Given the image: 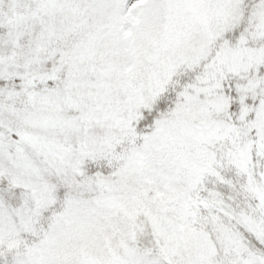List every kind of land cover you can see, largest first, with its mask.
I'll use <instances>...</instances> for the list:
<instances>
[{
    "label": "snow or ice",
    "instance_id": "6c2138e0",
    "mask_svg": "<svg viewBox=\"0 0 264 264\" xmlns=\"http://www.w3.org/2000/svg\"><path fill=\"white\" fill-rule=\"evenodd\" d=\"M0 264H264V0H0Z\"/></svg>",
    "mask_w": 264,
    "mask_h": 264
}]
</instances>
